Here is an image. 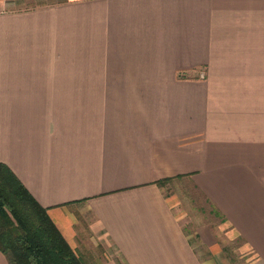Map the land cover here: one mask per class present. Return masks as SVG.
Here are the masks:
<instances>
[{
    "label": "crops",
    "instance_id": "0c3cea01",
    "mask_svg": "<svg viewBox=\"0 0 264 264\" xmlns=\"http://www.w3.org/2000/svg\"><path fill=\"white\" fill-rule=\"evenodd\" d=\"M0 161L81 264H264V0H0Z\"/></svg>",
    "mask_w": 264,
    "mask_h": 264
},
{
    "label": "trees",
    "instance_id": "16d2710c",
    "mask_svg": "<svg viewBox=\"0 0 264 264\" xmlns=\"http://www.w3.org/2000/svg\"><path fill=\"white\" fill-rule=\"evenodd\" d=\"M0 251L6 255L8 264H81L46 208L1 161Z\"/></svg>",
    "mask_w": 264,
    "mask_h": 264
},
{
    "label": "rangeland",
    "instance_id": "374dc122",
    "mask_svg": "<svg viewBox=\"0 0 264 264\" xmlns=\"http://www.w3.org/2000/svg\"><path fill=\"white\" fill-rule=\"evenodd\" d=\"M169 180H170V179H169ZM169 180H166L165 183H166V182L170 183ZM178 183H179V182H178ZM232 252H233V255H235V252H234V251H232Z\"/></svg>",
    "mask_w": 264,
    "mask_h": 264
}]
</instances>
